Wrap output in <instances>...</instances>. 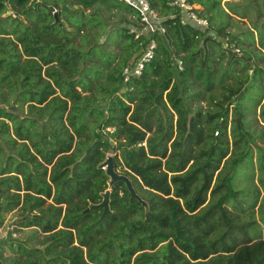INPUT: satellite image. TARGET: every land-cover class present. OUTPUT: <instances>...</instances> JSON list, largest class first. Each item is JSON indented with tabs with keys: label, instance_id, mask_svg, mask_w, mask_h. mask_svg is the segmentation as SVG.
Here are the masks:
<instances>
[{
	"label": "trees",
	"instance_id": "1",
	"mask_svg": "<svg viewBox=\"0 0 264 264\" xmlns=\"http://www.w3.org/2000/svg\"><path fill=\"white\" fill-rule=\"evenodd\" d=\"M60 1V34L46 35L35 21L3 16L13 7L0 0V227L16 210L15 225L42 235L25 258L0 252V264H264L254 218L264 192V9L248 17L237 10L244 0H189L205 29L181 23L167 0H148L164 33L137 35L140 18L120 0H71L73 15ZM109 8L124 25L88 32ZM215 9L253 19L257 38L248 28L246 45L243 34L228 36V23L213 25ZM104 30L121 41L119 56L98 42ZM150 40L140 74H125ZM109 151L148 211L122 181L107 214L92 207L109 187Z\"/></svg>",
	"mask_w": 264,
	"mask_h": 264
},
{
	"label": "rangeland",
	"instance_id": "2",
	"mask_svg": "<svg viewBox=\"0 0 264 264\" xmlns=\"http://www.w3.org/2000/svg\"><path fill=\"white\" fill-rule=\"evenodd\" d=\"M10 5L13 7L11 9L9 6V10H12L14 13L15 18H20L21 20L25 21H35L39 30L46 34V35H58L60 34V29L58 25L55 22V14L58 10L62 8L61 1L60 0H50L49 3H42L41 0H22V1H15V0H9ZM237 2L238 0H229ZM67 2L70 3V13L73 15L74 11L71 10V8L76 9L78 6L73 3L71 0H67ZM224 0H221V4L223 6ZM245 4V5H243ZM225 7H227L226 4H224ZM264 6V2L262 0L254 1V4L251 3V0H244L242 3H240L237 7V10L239 13L242 14H249L248 17H251L252 14H254ZM53 8L56 9L55 12H52ZM197 8V7H196ZM257 8V9H256ZM91 9H83L84 14H88V12ZM228 10V9H227ZM216 18H214L213 25L215 27L217 26H225L227 23L228 28H225V31L228 32V36H235L236 34H243L242 32H245L246 28L251 30L252 36L257 38L256 31L254 28H251L252 22H254L253 19L250 21L246 18L244 19H238L237 16L233 18H229L225 13H223L220 9H215ZM229 11V10H228ZM232 14V13H231ZM3 16H6L7 14L3 13ZM96 18V19H95ZM263 18V17H262ZM264 19V18H263ZM259 21V20H257ZM92 22H97L98 26L96 28H91L89 31H93L95 29H100V22L101 24H104L105 30H109L110 28H119L120 26H123L124 23L120 21V15L115 13V8H109L100 10L99 15H95ZM262 22V20H261ZM88 24L85 25V28H88ZM105 30L103 33L98 37V42L104 41L106 39ZM250 36L251 34L246 31L241 38L244 41L243 43L246 45V38L247 36ZM220 39V37H219ZM222 42H225V39H221ZM122 43L120 40H117L116 35L112 33L106 40L104 47L108 49L109 52H114L117 56L121 54L123 50H121ZM241 47V46H240ZM239 47V48H240ZM237 54L244 55L245 50L243 48H240V52ZM134 55L132 54L131 57ZM218 56L217 50L213 51V58L215 62H217V59H215ZM96 62L102 61L101 56L99 59L95 60ZM229 60L224 59L223 63L228 62ZM116 62V59L114 60ZM253 63V62H252ZM256 63V62H255ZM239 66V65H238ZM260 66H264V64H260ZM236 73L235 71H233ZM262 76L264 77V71L261 72ZM237 74L241 75V72H237ZM232 79L228 78V82L232 83ZM264 81V80H262ZM256 91V89H255ZM234 100V97L230 99L232 102ZM195 104V103H194ZM200 104V103H198ZM205 102H201V106H204ZM194 106V105H193ZM109 153L113 155V152ZM119 171V169H117ZM120 172V171H119ZM261 212L264 214V206L261 209ZM18 214L16 210L6 212L4 215V221L2 226L0 227V242L2 240V245L0 246V252L3 256H5L9 261L13 258V256L25 258V248H29L32 246H38L39 244H35L37 239H40L42 235H39V237L34 238L30 237L29 232L33 229H30V227H19L15 225V222L18 220L17 216L14 214ZM11 248L13 250H11Z\"/></svg>",
	"mask_w": 264,
	"mask_h": 264
},
{
	"label": "built area",
	"instance_id": "3",
	"mask_svg": "<svg viewBox=\"0 0 264 264\" xmlns=\"http://www.w3.org/2000/svg\"><path fill=\"white\" fill-rule=\"evenodd\" d=\"M123 3L131 6L136 10L140 18V28L137 31V35L142 32H159L164 33V27L160 25V18L157 12L150 6L148 0H120ZM167 3L175 8L180 14V22L185 23L186 21H191L193 24L203 27L205 29L209 28V22L205 17L198 14L196 6L193 5L189 0H167ZM56 9L53 8L52 12ZM12 10H8L5 14L14 16ZM209 33L214 34V31L210 29ZM136 35V36H137ZM155 47V41L150 40L147 44V48L141 53L137 62L132 66V68H125V74H140L141 69L146 61H148L153 56V50ZM222 47H230L234 52L239 53L240 49L231 41H225L222 43ZM250 72V71H249Z\"/></svg>",
	"mask_w": 264,
	"mask_h": 264
},
{
	"label": "water",
	"instance_id": "4",
	"mask_svg": "<svg viewBox=\"0 0 264 264\" xmlns=\"http://www.w3.org/2000/svg\"><path fill=\"white\" fill-rule=\"evenodd\" d=\"M250 82H251V79L248 80L247 84H249ZM242 92H243V89H241L237 93V95L241 94ZM234 98H235V96H234ZM101 166L105 170L106 175L108 176L107 184L109 187L106 188L104 190V192L102 193L101 201L98 204L92 205V207H102L101 217L109 212L108 195H109L110 189L112 188L113 184L117 181H122L124 183L127 191L129 192V196L131 198L137 199L141 203V205L144 207L145 211H148V204L146 203V201H144L138 195V193L134 189V187H133L130 179L128 178V176L119 172L114 167L113 157L110 153H108L107 156L105 157V159L101 162Z\"/></svg>",
	"mask_w": 264,
	"mask_h": 264
},
{
	"label": "crops",
	"instance_id": "5",
	"mask_svg": "<svg viewBox=\"0 0 264 264\" xmlns=\"http://www.w3.org/2000/svg\"><path fill=\"white\" fill-rule=\"evenodd\" d=\"M195 6L197 7V9H202V7L198 4H195ZM247 85V84H246ZM249 147H246V149H248ZM253 149V155H252V161L254 163V175H253V182L259 186V183L257 181V175H258V171H257V167H256V150H258V147H251ZM262 152V150H261ZM263 153V152H262ZM260 189V193L259 196L257 198V201L255 203L254 206V218L256 219L257 222H259L261 224V236H264V224L262 222H260V212L259 209H262L263 207V203H264V192L262 190V188L259 186Z\"/></svg>",
	"mask_w": 264,
	"mask_h": 264
}]
</instances>
